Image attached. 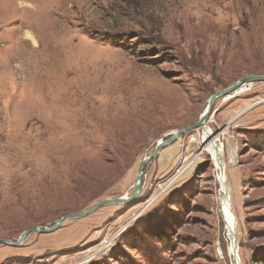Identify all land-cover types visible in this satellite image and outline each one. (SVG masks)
<instances>
[{
    "label": "rangeland",
    "instance_id": "rangeland-1",
    "mask_svg": "<svg viewBox=\"0 0 264 264\" xmlns=\"http://www.w3.org/2000/svg\"><path fill=\"white\" fill-rule=\"evenodd\" d=\"M248 75H264V0H0V238L130 194L155 141ZM242 86L206 119L231 226L197 128L137 198L0 243V264H264V81Z\"/></svg>",
    "mask_w": 264,
    "mask_h": 264
},
{
    "label": "water",
    "instance_id": "water-1",
    "mask_svg": "<svg viewBox=\"0 0 264 264\" xmlns=\"http://www.w3.org/2000/svg\"><path fill=\"white\" fill-rule=\"evenodd\" d=\"M252 81H264V75H248V76L241 77V78L237 79L232 85H230V86H228L222 90H219L217 92H214L213 94H211L206 99V101H205V103H204V105H203V107L199 113L198 119L195 123H193L187 127L177 128V129H174V130L166 133L165 135L160 137L159 142H158V140H156L154 151L151 154L145 155L138 164V167L136 170V175H135V180L133 183L134 189L130 194H125L123 196L116 197V198H106L104 200H101V201L93 204L92 206L85 209L84 211L75 212V213H68V214L62 215L61 217L55 219L54 221H52L51 223H48L46 225L33 226L30 228H27L19 234V236L17 237V239L15 241L0 238V243L5 244V245H9V246H17L23 241V239L26 237V235H28L30 232H41V233L52 232L61 223H63L64 221H66L68 219L86 216V215L92 213L93 211H95L96 209H98L102 206H105V205L123 204V203L134 200L135 198H137L139 196V193L142 190V178L146 172V168H148L150 162L157 157L160 149L162 147L172 143L179 135H181L183 133H188V132L193 131L197 128L203 127L204 123L206 122L207 117L211 115L214 101L217 98H219V97L223 98L224 96L229 95L230 93L235 91L238 87H240V85L245 84L246 82H252ZM215 134L216 133H214V135Z\"/></svg>",
    "mask_w": 264,
    "mask_h": 264
},
{
    "label": "bare ground",
    "instance_id": "bare-ground-1",
    "mask_svg": "<svg viewBox=\"0 0 264 264\" xmlns=\"http://www.w3.org/2000/svg\"><path fill=\"white\" fill-rule=\"evenodd\" d=\"M24 36H26L32 42H35L34 36L32 34L28 33V31H27V34H24ZM245 89L246 88L241 85L240 87H238L235 90L234 93H237V92L240 93V92L244 91ZM238 90H240V91H238ZM200 130H201V134H200L199 142L202 144L205 143L204 147L202 148V151H206L207 153H209V155L211 156V159L213 160L214 166H215L217 174H218V184H219L218 201L220 203V208L225 213L226 220L231 226L232 223L234 222V215H233V211H232V201H231L232 198L230 197V193H229L230 188H228L227 181H226V173L224 170L223 154H224L225 149H224L221 141L218 143V139L215 137L216 135H213L212 129L209 126H207L206 122L204 123L203 127L200 128ZM157 140L159 142L160 138ZM180 170H182V168ZM180 170H179V172H182ZM232 230L233 229H230V233H232L230 235L231 242H232V237H234ZM234 244H235V248L237 250L238 243L236 240L234 241ZM232 246H233V243H232ZM235 248H234V250H235ZM235 257H236V255H235ZM234 264H236V263H234Z\"/></svg>",
    "mask_w": 264,
    "mask_h": 264
}]
</instances>
